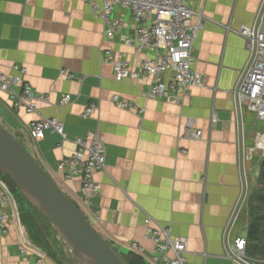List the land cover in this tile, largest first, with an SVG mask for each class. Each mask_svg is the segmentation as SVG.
I'll return each instance as SVG.
<instances>
[{
    "label": "crops",
    "instance_id": "crops-1",
    "mask_svg": "<svg viewBox=\"0 0 264 264\" xmlns=\"http://www.w3.org/2000/svg\"><path fill=\"white\" fill-rule=\"evenodd\" d=\"M86 1L0 0L3 70L14 75V65L27 68L25 80L36 93L50 97L49 103H40L37 112L30 113L26 108H14L0 90V125L24 143L73 200L79 197L81 180L66 181L58 163L77 151L78 137L89 130L100 133L107 163L95 175L101 186V194L93 202L101 218L96 229L122 257L129 255L127 245L133 241L143 246L146 257L153 253L154 244L145 239L144 221L150 217L170 228L174 237L189 241L192 264H240L229 257L226 241L243 193L240 128L233 94L249 51L247 40L238 31L255 23L264 0H188L203 22L193 65L200 82L178 104L148 98L147 77L115 79L114 64L104 59L107 51L133 70H139L152 54L125 43L136 27L131 11L116 9L121 27L115 37H108L103 21ZM199 21V17L194 19V23ZM63 70L77 79H68ZM170 77L169 73L166 79ZM67 94L72 102L60 105ZM114 96L137 104L144 114L117 107ZM92 103L97 104L96 112L83 118ZM40 119L63 123L66 139L52 133L32 139L28 127ZM242 119L248 192L230 232V246L240 237L247 238L250 199L256 192L260 163L257 136L264 134V120L253 111L244 107ZM189 120L202 131L201 139L184 137ZM11 194V206H0V213L10 216L8 233L0 236V264H64L60 256L77 264L57 233L53 239L46 236L57 258L33 246L20 222L16 196Z\"/></svg>",
    "mask_w": 264,
    "mask_h": 264
},
{
    "label": "built area",
    "instance_id": "built-area-1",
    "mask_svg": "<svg viewBox=\"0 0 264 264\" xmlns=\"http://www.w3.org/2000/svg\"><path fill=\"white\" fill-rule=\"evenodd\" d=\"M86 3L90 11L103 21L108 37H115L121 27V22L115 18L116 9L121 7L131 11L136 27L134 34L127 37L125 43L135 47L137 51L152 54L142 61L139 70H133L126 61H115L113 53L107 51L104 59L114 64L115 79L118 82L147 77L150 80L148 98L176 104L186 99L192 88L199 84L200 77L193 67L194 49L200 38L203 22L201 13L192 8L188 0H87ZM197 17L200 21L194 23ZM257 19L253 25L243 26L238 31L247 40L249 59L239 76L233 96L235 103L238 99L242 109L254 107L253 112L259 119L264 120V16L258 29ZM13 70L16 74L6 73L0 63V90L8 95L14 108H26L28 112L35 113L40 103L50 102L49 95L36 93L25 80L27 68L14 65ZM62 73L68 79H77L76 75L67 70H63ZM169 73L171 77L166 79ZM113 101L121 109L135 110L140 115L145 112L137 104L124 101L119 96H114ZM70 102L72 96L69 94L60 99V105H67ZM96 110V103L88 105L83 118H90ZM28 133L35 140L44 139L48 133L66 139L64 125L57 119L36 120L29 125ZM202 136V131L189 120L184 137L201 139ZM262 138L264 134L257 136V147ZM76 145L77 151L58 163V171L66 181L81 180L79 197L74 199V202L78 208L79 206L82 208V213L96 228L101 218L93 202L100 196L101 186L95 175L106 167L107 148L100 133L94 130H89L85 136L78 137ZM262 157L264 158V152ZM11 195L9 187L0 177L1 207L11 206ZM9 218L6 213H0V236L8 233ZM144 227L145 239L154 244L153 253L146 257L143 246L135 241L127 245L130 252L141 256L148 264H192L189 261L187 239L174 237L170 228L160 225L150 217L145 219ZM230 247L232 254H229V257L247 261L246 237L238 238Z\"/></svg>",
    "mask_w": 264,
    "mask_h": 264
},
{
    "label": "water",
    "instance_id": "water-1",
    "mask_svg": "<svg viewBox=\"0 0 264 264\" xmlns=\"http://www.w3.org/2000/svg\"><path fill=\"white\" fill-rule=\"evenodd\" d=\"M264 16V3L256 29ZM240 128L241 170L243 193L226 232L228 253L232 254L229 235L247 197L244 174L242 108L236 103ZM254 111V107H246ZM0 172L10 179L22 196L50 223L69 249L77 264H127L112 245L85 217L72 199L62 190L52 175L9 130L0 125ZM64 264H69L61 256ZM240 264H250L234 257Z\"/></svg>",
    "mask_w": 264,
    "mask_h": 264
},
{
    "label": "rangeland",
    "instance_id": "rangeland-1",
    "mask_svg": "<svg viewBox=\"0 0 264 264\" xmlns=\"http://www.w3.org/2000/svg\"><path fill=\"white\" fill-rule=\"evenodd\" d=\"M1 124V123H0ZM3 126V125H1ZM8 130V129H7ZM264 144V143H263ZM264 146V145H263ZM259 147V144H258ZM262 152H257V157L259 156V173L256 181V192L250 199V207H258V211L252 217L254 218L258 216L264 215V180L261 177V162L263 161ZM261 156V158H260ZM16 196V204L18 207L20 222L26 228L27 232L35 233V237L38 239H33V237L29 234V237L32 239V244L35 248H39L44 253H51L53 256H56L55 252L50 250L51 244L47 241L46 236L50 237V239L57 237L55 230L51 227L50 223L22 196L21 193L15 194ZM82 211V208L79 206ZM25 222H28V227H26ZM39 232L43 233L45 238L39 235ZM263 245H264V225H263ZM114 248V247H113ZM115 249V248H114ZM264 249V248H263ZM51 251V252H50ZM122 257V255H121ZM247 260L250 264H264V252L262 251L259 255L250 256L246 252ZM57 258V256H56ZM127 259V257H123Z\"/></svg>",
    "mask_w": 264,
    "mask_h": 264
},
{
    "label": "trees",
    "instance_id": "trees-1",
    "mask_svg": "<svg viewBox=\"0 0 264 264\" xmlns=\"http://www.w3.org/2000/svg\"><path fill=\"white\" fill-rule=\"evenodd\" d=\"M17 139H19V138H17ZM261 172H262L261 173V177L264 180V159L261 162ZM0 175L6 181V183L8 184V186L10 187L11 191L14 194L20 193L19 190L10 181L9 178H7L6 176H4L2 173H0ZM72 201L74 202V200H72ZM256 211H258V207H253V206L250 207L251 221H250L249 228H248V234H247V250H246L247 254L250 255V256H254V255L256 256V255H259L262 251L264 252V249H263L264 248V245H263V235H262L263 234L262 233V231H263V225H264V215L263 216H258L256 218H254V220H253L252 217L256 214ZM25 225H26V227H28V222H25ZM29 231H30L29 234L33 237V239H35V240L38 239L37 237H35V233L34 232H32L31 230H29ZM39 235L42 236L43 238H45V236L43 235V233L39 232ZM123 259H124V261L127 264H148L145 261L144 258H142L141 256H139V255H137V254H135L133 252H129V255L127 256V259H125V258H123Z\"/></svg>",
    "mask_w": 264,
    "mask_h": 264
},
{
    "label": "bare ground",
    "instance_id": "bare-ground-1",
    "mask_svg": "<svg viewBox=\"0 0 264 264\" xmlns=\"http://www.w3.org/2000/svg\"><path fill=\"white\" fill-rule=\"evenodd\" d=\"M264 139H262L260 142H259V147H257V151H261L262 153L264 152Z\"/></svg>",
    "mask_w": 264,
    "mask_h": 264
}]
</instances>
